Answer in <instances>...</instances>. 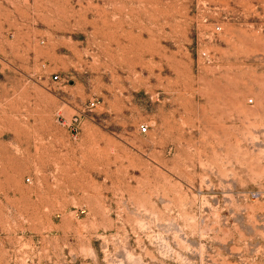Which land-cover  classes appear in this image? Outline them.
<instances>
[{"label":"rangeland","instance_id":"obj_1","mask_svg":"<svg viewBox=\"0 0 264 264\" xmlns=\"http://www.w3.org/2000/svg\"><path fill=\"white\" fill-rule=\"evenodd\" d=\"M0 264H264V0H0Z\"/></svg>","mask_w":264,"mask_h":264},{"label":"built area","instance_id":"obj_2","mask_svg":"<svg viewBox=\"0 0 264 264\" xmlns=\"http://www.w3.org/2000/svg\"><path fill=\"white\" fill-rule=\"evenodd\" d=\"M216 30H220V27H216ZM53 79L54 80H59V76L55 75L53 77ZM94 105H95V103L92 102L91 106H94ZM147 130H148L147 125H145V124L140 125V132H146Z\"/></svg>","mask_w":264,"mask_h":264}]
</instances>
